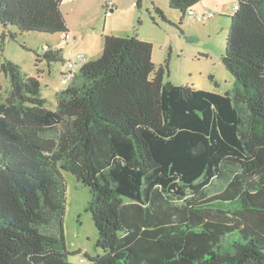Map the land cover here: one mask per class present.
<instances>
[{
    "label": "trees",
    "instance_id": "1",
    "mask_svg": "<svg viewBox=\"0 0 264 264\" xmlns=\"http://www.w3.org/2000/svg\"><path fill=\"white\" fill-rule=\"evenodd\" d=\"M206 1L168 4L181 18ZM232 1L222 63L234 85L223 93L164 81L169 63H153L137 35H106L55 107L40 77L1 64L0 264H74L61 171L88 188L102 250L79 264H264V0ZM62 2L0 0L2 39L70 41ZM41 52L38 63H65L60 45Z\"/></svg>",
    "mask_w": 264,
    "mask_h": 264
},
{
    "label": "rangeland",
    "instance_id": "2",
    "mask_svg": "<svg viewBox=\"0 0 264 264\" xmlns=\"http://www.w3.org/2000/svg\"><path fill=\"white\" fill-rule=\"evenodd\" d=\"M109 0H75L74 7L63 2L61 10L67 26L71 27V42L65 44L61 34H42L37 32L17 33V40L1 37L0 27V66L4 61L17 64L21 71L29 76H38L41 81V95L48 106L55 107V92L64 89L61 72L67 68L62 63L37 62V54L46 45H60L79 53L89 60L97 59L103 51L104 37L116 31L111 17H105L104 4ZM117 4L119 27L131 31L130 35H143L151 39L153 45L152 61L157 66L169 54L168 73L164 81L175 85H191L197 89L223 93L233 88V78L222 63V55L228 34L229 18L234 13L232 0H208L195 6L202 14L203 5L214 17L207 22H198L188 14L180 18L176 11L169 9V0H110ZM138 4V6L136 5ZM159 8L166 13L164 22L155 11ZM173 13H171V12ZM116 13H114L115 15ZM115 33V32H114ZM142 37V36H141ZM148 37V38H147ZM64 53V50H63ZM49 66V68H48ZM0 84L3 94L9 88V80L0 69ZM232 86V88H231ZM66 185V206L63 219V235L67 259L79 264L84 254L100 255L101 249L95 247L98 233L90 213L85 211L91 200L87 187L78 182L69 172L61 171Z\"/></svg>",
    "mask_w": 264,
    "mask_h": 264
},
{
    "label": "crops",
    "instance_id": "3",
    "mask_svg": "<svg viewBox=\"0 0 264 264\" xmlns=\"http://www.w3.org/2000/svg\"><path fill=\"white\" fill-rule=\"evenodd\" d=\"M208 1V0H207ZM206 1V2H207ZM63 2H66V0H63ZM63 2H62V4H63ZM205 3V2H204ZM74 4H75V0H69V4H68V6H70V7H74ZM205 6L206 5H203V8H204V11L205 10H208V9H205ZM114 10H112V15L110 16L111 17V23L112 22H114L113 23V26H115V30L116 31H114V32H112L111 31V33L109 34V35H114V36H118V37H124V36H129V34L131 33V31H128V29L126 30H124V29H122L121 27H119V19H118V14H119V12H121V9H119V7L117 6V4H115L114 3ZM196 10V9H195ZM114 13H116L115 15H114ZM67 31H68V33H69V35L70 34H73V30L71 29V27H69L68 26V28H67ZM136 34L135 35H137L141 40H144V41H148V42H153V41H151V39H149L148 37V39H146L143 35H139V33H137V32H135ZM71 39H74L75 40V38H71ZM61 40H62V36H61ZM63 41V40H62ZM70 42H71V40H70ZM65 44H68V42H64ZM169 48V54H168V57H166L165 58V60L163 61V63L164 62H170V54H171V46H169L168 47ZM63 50H64V58H65V63H64V66L65 65H67V63L68 64H73L74 65V67H73V70H72V72L73 73H75L77 70H78V68H80L81 67V65L83 64L82 63V61H84V62H86V61H90L89 59H87V57H85L84 55L83 56H80L79 55V53H77V54H75V55H72L71 54V50L67 47V49H65V48H63ZM162 64V63H161ZM160 65V64H159ZM48 68H49V66H48ZM68 72V65H67V68L66 69H64L62 72H61V75H63V74H65V73H67ZM231 88H232V86H231ZM61 90H63V89H61ZM60 90V91H61ZM228 90H230V89H226L225 91H228ZM224 91V92H225ZM57 92H59V91H56L55 92V94L57 93Z\"/></svg>",
    "mask_w": 264,
    "mask_h": 264
},
{
    "label": "built area",
    "instance_id": "4",
    "mask_svg": "<svg viewBox=\"0 0 264 264\" xmlns=\"http://www.w3.org/2000/svg\"><path fill=\"white\" fill-rule=\"evenodd\" d=\"M110 10L107 13V15H110V12L112 11V4L109 3ZM237 8V6L234 4V10ZM189 16L193 17L196 21L198 22H207L211 20L214 17V14L211 11H203L202 14L197 13L195 9L189 11ZM65 38H70L69 35H65ZM74 65L73 64H68V72L63 76L62 78V83L67 84L71 81L72 79V70H73Z\"/></svg>",
    "mask_w": 264,
    "mask_h": 264
}]
</instances>
